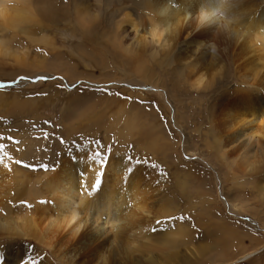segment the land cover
Instances as JSON below:
<instances>
[{
  "label": "rangeland",
  "instance_id": "rangeland-1",
  "mask_svg": "<svg viewBox=\"0 0 264 264\" xmlns=\"http://www.w3.org/2000/svg\"><path fill=\"white\" fill-rule=\"evenodd\" d=\"M27 1L39 21L31 28L35 37L37 29L47 26L39 16L57 22L39 33L54 40L56 53L22 34L11 38L10 32L0 33L9 48L25 52L20 61L0 57V83L4 85L0 88V218L19 226L31 219L43 224V212L45 217L56 213L52 197L42 189L45 182L56 173L58 180L76 174L77 159L91 157L99 141L108 159L103 167L93 160L94 180L98 173L101 183L118 179L114 191L123 192L124 202L132 197L144 209L143 214L135 212L130 234L122 235L124 244L154 246L148 256L157 264H264V194L260 195L259 188L264 172L260 174L257 162L255 172L244 169L247 158L260 159L264 145L255 137L245 147L249 140L240 138L244 128L264 136V103L255 111L250 107L255 99L247 103L256 87L262 83L264 88V70L257 80L240 77L252 76L243 67L264 59L263 46L251 41V54L238 62L243 54L239 47L236 64L215 76L210 88L196 89L190 86L191 76L204 69L210 75L214 66L183 74V66L174 71L162 66L165 56L160 42L155 44L156 58L150 49L132 47L144 41L142 34L149 26L145 19L151 18L144 17L147 13L134 0H59L47 17L39 12L46 0H21L20 5ZM65 9L68 14H57ZM127 13L135 19L136 32L124 24ZM86 33L91 36L84 37ZM90 48L96 51L94 55L88 54ZM138 53L149 69L150 82L138 81L131 68ZM112 57L119 66L126 64L115 68ZM240 103L246 104L245 111ZM225 109H230L229 115L216 117ZM118 157L133 166L117 175L107 172L110 161ZM120 185L127 194L117 188ZM130 186L136 187L135 195ZM26 205H31L28 213L21 209ZM100 212L95 215L105 219L97 222L90 208L77 216L87 220L84 239L82 229L72 239L69 229L74 226L58 235V241L65 244L63 254L73 264H101L102 260H91L86 253L88 247L102 243L107 248L112 241L111 223L105 224L110 215ZM118 212L130 221V210L123 207ZM119 227L126 228L124 221ZM139 230L146 234L138 236ZM14 248L27 249L25 264H65L33 240L0 237L4 255ZM81 250L86 258L79 259ZM140 255H132V261L151 264L146 262L147 255L143 259Z\"/></svg>",
  "mask_w": 264,
  "mask_h": 264
},
{
  "label": "bare ground",
  "instance_id": "bare-ground-1",
  "mask_svg": "<svg viewBox=\"0 0 264 264\" xmlns=\"http://www.w3.org/2000/svg\"><path fill=\"white\" fill-rule=\"evenodd\" d=\"M78 1L80 2V0ZM20 2L21 0H0V33L5 34L6 32H10L11 38H15L19 34H22L26 39H28L27 41H30L33 44L41 43L43 47H49L53 53V50H55L54 40L50 37L47 39L45 34L44 36L39 33L44 32L45 28V30H48L50 25L57 24V22L39 16V20L43 19L47 26H42L37 29L38 33H36V35L38 38L35 37V34L32 31L33 29H31L33 26L35 27V23L39 22H37L33 16L36 12L35 8L31 7L28 1L23 5H20ZM58 2L59 0H46L45 8L43 10L39 9V12L47 17L51 14L49 12L53 11ZM84 4L85 13H88V8H86L88 4L86 5L85 2ZM134 4L136 7H139L147 13L144 17L151 18L145 19L148 21L149 26L142 34V37L144 38L141 39H144V41L141 40L140 42L143 43L137 41L138 43L136 46L133 44L132 47L138 51L150 49L153 57L156 58L157 47H155V44L160 42V50L165 56V61L162 63V66L169 68L171 71H174V69L178 66H183V74H192L196 70L204 69V67L208 65L214 66V72L210 75H207L205 72L206 70L204 69L205 71L200 70L191 76L193 79L190 85L191 88H210L213 84L215 76L225 70V67L228 68L231 65L236 64L237 60H235V58L238 56L236 49L239 47L242 48L241 52H243V54L241 56L242 58L238 60V62L245 59V56L251 54V46L249 45L251 41L260 43L264 48V0H134ZM76 9H79L78 5H76ZM65 13L68 14L67 9L57 14ZM37 15H39L38 12ZM43 20H40V22ZM124 24L129 28L128 30L136 32L135 19L130 13L125 15ZM145 35H148V39L145 38ZM90 36L88 33L84 35V37ZM131 37H135V35ZM87 45H89V43H87ZM165 47H167V50H165ZM21 53L22 55H19ZM95 53L96 51L93 49L88 50L89 55H94ZM24 54V51L19 53L17 49L14 51L9 48L7 45V39L0 37V57H11L20 61L23 59ZM141 54L142 53L134 55L135 59L138 60L131 66V68L134 70V74L138 75L136 77L138 81L150 82L151 75L149 73V69L146 67L145 62L142 63L139 60ZM257 62H261L260 65ZM111 63L114 64L115 68H121L124 64H126L122 63V65L119 66L115 63L114 57H112ZM243 68L246 69V71H249L252 76L243 74L240 76L242 80L246 78L248 80L249 77H252L251 80H253V78L257 80L260 78V71L264 70V59L261 61L260 59L253 60L250 63L245 64ZM254 85L252 84V86ZM260 85H262V83ZM260 85L256 87L257 89H255V95L251 96L250 100L247 102L249 103L255 99L256 102H254V105L250 103V107L253 106V109L254 107H258L261 102L264 103V88L260 87ZM240 104V107L244 105V110L246 104ZM225 113L229 115L230 109H225L215 115L216 117H219ZM255 133L256 131L253 132L250 128L241 129L240 138L245 137L249 140L245 141V147H249L250 140L255 137L257 140L259 139L260 142L262 140L264 145V136L260 137V135H258L259 133H256V135ZM235 141H237V139L228 142V144L231 143L232 145ZM244 161H247L244 165V169L246 171L255 172L254 163L257 162L260 163V174L264 172V170L262 171L264 166L263 152L260 151V159L258 160H255V158H247ZM249 161L251 162L249 163ZM94 162L90 159V155H86L83 159H77L76 174L71 172L72 167H69V172H71L70 176L62 180H58L56 179L57 177H55L56 173L51 179L45 182L42 189L52 197V209L56 213L53 215L48 214L47 217H45V213L43 212L41 217L44 218H42L41 222L44 225L31 219L30 223L28 220H25V222H22V226H19L16 222H9L6 219L0 218V237H17L33 240L42 248L58 257L62 263L73 264V260L63 254V247L65 244L58 241V235L63 228H70L71 226H74L69 229L71 230L72 239L77 236V231L80 229H82V232H80L81 240L84 239L88 235H84L83 233L87 220H80L77 216L84 210L90 208L92 209V213L90 215L94 216L93 218L96 220L95 222L105 219L104 217L98 218L95 215L98 211H101L99 213L101 216L105 215L107 217L110 215L105 224L111 223V231L113 233V238L109 245L110 247L108 246L109 250L108 247L105 248L102 243L86 249V253L90 255L89 258L91 260H102L101 264H141L144 261L141 263H134L131 259L132 255L134 256L135 253L137 254L139 252L141 254V258L142 256L147 255V263L157 264L156 261H154L155 259L152 261V259L148 256L152 253L154 246H134V243L124 244L122 241L123 233L128 231V234H130L129 227L134 226L132 220L135 215H137L135 212H142L143 214L144 209H142L143 207H140V203L132 197L128 200V202H124L122 200L123 192L117 193L114 191V187L118 185V179H115L116 183L113 181L106 182L104 179L102 180L101 186L98 190H96L92 195L88 194L91 192L95 183L94 176L96 169L94 170L93 168V166H95ZM241 165H243V163H241ZM132 166L133 165L127 162L123 157H118L116 162L110 161L109 167L107 166L105 170L107 172H114L117 175L129 170ZM87 170H92L93 173L88 174ZM140 178L141 177H139V179ZM76 183L78 185H76ZM117 188H120L123 191L125 186L120 185ZM130 188L131 194L135 195L137 192L136 187L130 186ZM259 188L260 195L262 194L263 196L264 178L260 182ZM124 191L125 194L128 193V191ZM33 203L35 207H37V199H34ZM107 206L109 211H104ZM123 207L130 210L129 222L128 216L127 220L123 219V212H118V210ZM30 208L31 205L21 207V209L26 210L27 213ZM122 221L126 224V228L119 227V223ZM99 234L101 233L99 232ZM136 234L139 236L146 234V232L139 230ZM113 244L115 245L113 246ZM103 253L107 254V256L102 255ZM25 254H27V249L25 248H14L6 255H4V252L0 250V264H8L7 262L12 260L16 261L12 264H25ZM3 255L5 257L4 260H2ZM81 258H86V256H84V250L79 252V259Z\"/></svg>",
  "mask_w": 264,
  "mask_h": 264
},
{
  "label": "snow or ice",
  "instance_id": "snow-or-ice-1",
  "mask_svg": "<svg viewBox=\"0 0 264 264\" xmlns=\"http://www.w3.org/2000/svg\"><path fill=\"white\" fill-rule=\"evenodd\" d=\"M21 79H26L24 77H22ZM40 80H46V79H49V77H40L39 78ZM4 87V85L2 83H0V88ZM94 151H93V154L92 156L90 157V159L96 161L97 163L100 164L101 167L104 166V163L107 161L108 159V156L104 154V146L99 142H95L94 144ZM108 153L111 152V147H109L107 149ZM25 167H28V165H24ZM40 167L44 168L45 170H47L46 166L44 165H41ZM153 167H155V165H153ZM32 170H36V169H32ZM101 183V180H100V173L97 174V179L92 187V190L91 192H89L88 194L89 195H92L96 190H98L99 188V185Z\"/></svg>",
  "mask_w": 264,
  "mask_h": 264
}]
</instances>
